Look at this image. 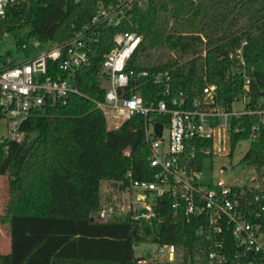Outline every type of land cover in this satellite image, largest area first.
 I'll list each match as a JSON object with an SVG mask.
<instances>
[{"label":"trees","instance_id":"obj_1","mask_svg":"<svg viewBox=\"0 0 264 264\" xmlns=\"http://www.w3.org/2000/svg\"><path fill=\"white\" fill-rule=\"evenodd\" d=\"M97 1L18 4L11 7L5 29L18 35L28 25V35L60 41L73 34V23L94 15ZM134 23L135 28L102 29L91 62L77 74L81 94H72L63 105L32 109L23 125L24 141L0 137V174L9 176L11 242L10 251L0 252V264L207 263L208 241L197 234L199 220L175 214L169 198L160 200L152 220L97 218L104 196L109 201L121 192L130 174L150 179L153 173L144 118L110 128L94 101L106 92L101 61L117 31L136 29L143 35L132 57L138 65L170 69L177 84L189 90L215 83L220 97L230 101L244 92L242 59L230 56L242 46L252 103L264 106V0H145L134 9ZM247 137L235 135L234 149ZM243 161L264 165V127ZM104 180L111 187L106 193ZM147 241L175 243L184 252L183 261L140 260L134 244ZM234 249L229 248L232 260Z\"/></svg>","mask_w":264,"mask_h":264},{"label":"built area","instance_id":"obj_2","mask_svg":"<svg viewBox=\"0 0 264 264\" xmlns=\"http://www.w3.org/2000/svg\"><path fill=\"white\" fill-rule=\"evenodd\" d=\"M31 1L0 0V35L11 7ZM144 1L98 0L97 11L88 21L72 24L70 37L47 40L49 48L24 60L0 55V119H6L8 129L1 138L24 141L27 132L23 125L32 109L63 105L72 94H81L77 74L91 62L102 29L124 24L135 28L134 9ZM142 40L136 29L114 34V45L101 61L105 96L94 101L110 128H118L135 116L144 118L152 178L136 179L130 174L129 184L102 204L97 218L152 220L158 216L160 200L169 198L175 214L181 211L189 220H199L197 234L208 241L206 264H264V165H251L258 171L251 182L231 183L213 175L203 179L208 158L231 156L235 135L247 133L246 139L253 142L264 127L263 102L252 103L251 77L242 46L230 56L242 59L244 92L226 101L215 83L207 82L201 91L195 86L189 90L177 84L170 69L138 65L132 57ZM157 123L162 125L161 134L157 133ZM220 170L228 167L223 163ZM110 190L109 185L102 188L103 193ZM158 245L154 258L183 261L184 252L175 243ZM229 248H235V260L230 258Z\"/></svg>","mask_w":264,"mask_h":264},{"label":"rangeland","instance_id":"obj_3","mask_svg":"<svg viewBox=\"0 0 264 264\" xmlns=\"http://www.w3.org/2000/svg\"><path fill=\"white\" fill-rule=\"evenodd\" d=\"M30 26L21 29L18 35L4 30L0 35V55H12L16 60H24L27 57H32L35 54L49 48L51 42L28 35ZM19 38L23 41L19 42ZM159 58V56H158ZM8 133L7 122L5 118L0 119V137L6 136ZM169 130L166 126L164 130V138L167 140ZM250 140H242L231 156L223 158H208L204 168L203 179L208 180L213 175L215 177H223L229 182H251L252 176L257 175V170L254 166L248 165L243 161L245 154L250 148ZM226 164L228 170L221 171V164ZM212 167V168H211ZM109 185L107 181L102 182V188ZM104 201L108 199L104 196ZM10 208V193H9V176L8 174H0V252L10 251V232L7 229ZM4 219H6L4 221ZM160 246L156 242H137L135 253L138 257L149 261L158 254Z\"/></svg>","mask_w":264,"mask_h":264},{"label":"water","instance_id":"obj_4","mask_svg":"<svg viewBox=\"0 0 264 264\" xmlns=\"http://www.w3.org/2000/svg\"><path fill=\"white\" fill-rule=\"evenodd\" d=\"M161 131H162V125H161V123H157V133L161 134ZM139 259H142V258L139 257Z\"/></svg>","mask_w":264,"mask_h":264},{"label":"crops","instance_id":"obj_5","mask_svg":"<svg viewBox=\"0 0 264 264\" xmlns=\"http://www.w3.org/2000/svg\"><path fill=\"white\" fill-rule=\"evenodd\" d=\"M4 214V213H3ZM3 214H0V216L1 217H4L3 216ZM6 219H4V221H5ZM5 227H7V229H9L10 228V218H8V226H5ZM10 243V245H11V242H9Z\"/></svg>","mask_w":264,"mask_h":264}]
</instances>
